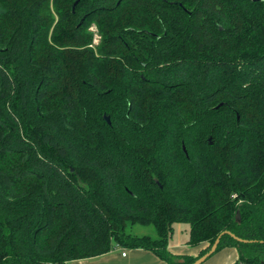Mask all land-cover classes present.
<instances>
[{"label": "trees", "instance_id": "16d2710c", "mask_svg": "<svg viewBox=\"0 0 264 264\" xmlns=\"http://www.w3.org/2000/svg\"><path fill=\"white\" fill-rule=\"evenodd\" d=\"M224 231L264 264V0H0V264Z\"/></svg>", "mask_w": 264, "mask_h": 264}, {"label": "crops", "instance_id": "0c3cea01", "mask_svg": "<svg viewBox=\"0 0 264 264\" xmlns=\"http://www.w3.org/2000/svg\"><path fill=\"white\" fill-rule=\"evenodd\" d=\"M182 231H184L182 229ZM174 231L173 237L171 238L168 246V251L175 256H192L196 257L203 250L204 245L198 247H190L186 245L187 238H184L183 243H175L174 239ZM125 254L124 256L122 254ZM238 258L237 250L234 248H226L223 249L209 259H207L203 264H234ZM66 264H167L161 261L158 257H156L152 252L141 250V249H133L127 250L122 249L118 246L115 249L108 253L107 255L86 259V260H77L71 261Z\"/></svg>", "mask_w": 264, "mask_h": 264}, {"label": "rangeland", "instance_id": "374dc122", "mask_svg": "<svg viewBox=\"0 0 264 264\" xmlns=\"http://www.w3.org/2000/svg\"><path fill=\"white\" fill-rule=\"evenodd\" d=\"M91 31L93 33H95V28L92 27ZM97 37L95 36L94 39V44L96 45L97 42ZM182 229L184 231H182ZM126 232L128 234H132V235H137V236H147L150 237L152 239H156L157 238V234L156 231L154 229L153 226H147V227H143V226H128L126 228ZM174 239L173 241H175V243H183L184 242V238L188 237V227L186 225H182V224H176L174 225Z\"/></svg>", "mask_w": 264, "mask_h": 264}, {"label": "water", "instance_id": "95a60500", "mask_svg": "<svg viewBox=\"0 0 264 264\" xmlns=\"http://www.w3.org/2000/svg\"><path fill=\"white\" fill-rule=\"evenodd\" d=\"M75 5V4H74ZM105 121L110 124V120L108 117H104ZM236 220L239 221V214H236ZM224 235H228L229 237H231L233 240H235L238 243H243V244H249L251 242L249 241H244L241 240L239 238H237L235 235H233L232 233L228 232V231H224L221 234H219V236L216 238V240L214 241V243L212 244L211 248L209 249V251L204 254L203 256H201L200 258H198L196 261H194L192 264H203L207 259H209L211 256H213L217 250V247L219 245L220 239L224 236Z\"/></svg>", "mask_w": 264, "mask_h": 264}, {"label": "built area", "instance_id": "2783aa9c", "mask_svg": "<svg viewBox=\"0 0 264 264\" xmlns=\"http://www.w3.org/2000/svg\"><path fill=\"white\" fill-rule=\"evenodd\" d=\"M122 255L124 256L125 254L123 253Z\"/></svg>", "mask_w": 264, "mask_h": 264}]
</instances>
